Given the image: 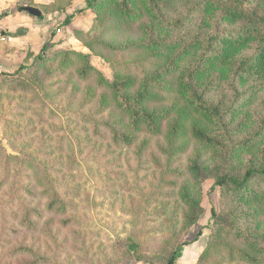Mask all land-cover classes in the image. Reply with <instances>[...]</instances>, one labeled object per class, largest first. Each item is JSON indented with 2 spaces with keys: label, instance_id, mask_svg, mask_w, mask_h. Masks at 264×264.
<instances>
[{
  "label": "rangeland",
  "instance_id": "rangeland-1",
  "mask_svg": "<svg viewBox=\"0 0 264 264\" xmlns=\"http://www.w3.org/2000/svg\"><path fill=\"white\" fill-rule=\"evenodd\" d=\"M87 1L17 3L38 8L40 25L61 42L31 70L0 77V264H166L169 252L199 231L177 264H264V227L257 228L264 215H251L256 206L227 187L212 190L217 177L264 164V140L251 133L264 120L263 80L253 76L242 85L233 74L208 95L228 117V131L208 130L228 141L219 150L189 134L170 144L167 123L159 133L136 131L98 75L147 80L169 64L151 57L154 51L172 44L182 50L199 25L170 32L147 15L124 27L107 13L110 2L99 14L85 10ZM1 54L0 73L12 76L20 63L5 65ZM86 63L96 72L81 76ZM166 89H153L163 97L152 102L155 110L171 106ZM194 161L199 173L191 170ZM186 186L193 208L184 202ZM260 187L253 182L254 191Z\"/></svg>",
  "mask_w": 264,
  "mask_h": 264
},
{
  "label": "trees",
  "instance_id": "trees-1",
  "mask_svg": "<svg viewBox=\"0 0 264 264\" xmlns=\"http://www.w3.org/2000/svg\"><path fill=\"white\" fill-rule=\"evenodd\" d=\"M107 2H110L107 6L110 12L107 13L124 27L147 15L151 20L164 21L170 32L199 25V35L182 50H177V45L172 44L154 51L151 57L166 60L169 64L164 71L147 80L118 73L114 81L109 82L98 75L99 83L112 90L123 111L130 115L133 128L139 131L144 127L151 133H159L167 123L170 130L167 136L172 145L180 136L188 134L218 150L228 144L226 138L222 141L218 136L208 133L212 126L218 129L224 126L223 130L226 131L229 129L228 117L220 104L210 103L208 97L217 85L234 77L233 74L238 75L242 85L253 76L264 82V0H88L85 10L96 9L100 14ZM23 7H19V10L22 11ZM83 12L81 10L80 14ZM107 13H103V23ZM72 16L66 19L64 25L71 24ZM60 42L61 38L53 33L50 41L37 54H30L32 63L19 66L12 76L0 73V77L16 78L24 71L31 70L39 61L46 60L47 50ZM77 56L88 58L82 54ZM93 71L96 72L86 63L80 74L87 76ZM163 83L169 94H172L173 102L170 107L155 110L152 102L163 100V97L153 93V89ZM251 133L263 141L264 120ZM121 139L126 143L133 141L129 136L122 135ZM250 140L251 136H247L237 144L244 145ZM199 167L194 161L191 170L199 173ZM254 181L264 183V164L249 167L242 175L217 177L212 190L215 191L219 186L227 187L250 206H256L251 215L261 218L264 215V189L260 187L259 191H254ZM188 191L189 186L184 187V202L193 208L195 200ZM212 217L219 218L215 207L212 208ZM192 218L191 222L195 223L197 217ZM263 227L264 218L257 223L258 229ZM201 235L199 231L193 240L169 252L166 264H177L182 258L183 247L197 242ZM260 237L264 240V230ZM130 246L134 252L137 251V245ZM243 255L251 257L247 253ZM250 260L259 262L253 257Z\"/></svg>",
  "mask_w": 264,
  "mask_h": 264
},
{
  "label": "crops",
  "instance_id": "crops-1",
  "mask_svg": "<svg viewBox=\"0 0 264 264\" xmlns=\"http://www.w3.org/2000/svg\"><path fill=\"white\" fill-rule=\"evenodd\" d=\"M19 1L0 0V37L12 38L11 41L0 39V58L1 53L6 52L9 60L5 65L20 63L17 67L23 65L27 58L31 60L30 54H37L52 37L47 32L48 27L40 25L41 17H32L24 10H19ZM18 58L20 62L16 61ZM0 67H3V64H0Z\"/></svg>",
  "mask_w": 264,
  "mask_h": 264
},
{
  "label": "water",
  "instance_id": "water-1",
  "mask_svg": "<svg viewBox=\"0 0 264 264\" xmlns=\"http://www.w3.org/2000/svg\"><path fill=\"white\" fill-rule=\"evenodd\" d=\"M23 10L32 17L40 18L42 16V12L36 7L26 6L23 7Z\"/></svg>",
  "mask_w": 264,
  "mask_h": 264
},
{
  "label": "built area",
  "instance_id": "built-area-1",
  "mask_svg": "<svg viewBox=\"0 0 264 264\" xmlns=\"http://www.w3.org/2000/svg\"><path fill=\"white\" fill-rule=\"evenodd\" d=\"M0 39L3 40V41H4V40H8V41H11V40H12V38H6V37H3V36L0 37Z\"/></svg>",
  "mask_w": 264,
  "mask_h": 264
}]
</instances>
